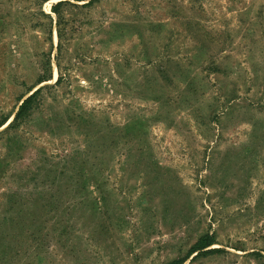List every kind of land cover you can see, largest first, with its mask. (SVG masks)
<instances>
[{
    "label": "rangeland",
    "instance_id": "374dc122",
    "mask_svg": "<svg viewBox=\"0 0 264 264\" xmlns=\"http://www.w3.org/2000/svg\"><path fill=\"white\" fill-rule=\"evenodd\" d=\"M180 262L264 264V0H0V264Z\"/></svg>",
    "mask_w": 264,
    "mask_h": 264
},
{
    "label": "trees",
    "instance_id": "16d2710c",
    "mask_svg": "<svg viewBox=\"0 0 264 264\" xmlns=\"http://www.w3.org/2000/svg\"><path fill=\"white\" fill-rule=\"evenodd\" d=\"M32 96H33V94H31L30 96H28L27 98H25L23 100V102L19 106V110L16 113L13 121H16V119L18 117H20V115H22V111H23L22 109H24L25 105H28V102L30 101V98H32ZM213 243H214V238L212 236H210V235H202V236H200L197 239V241L194 243V245H193V247L191 249H192L193 252L194 251H201V250L203 252L204 251L205 252H209V251H212L213 249H207V250L206 249L203 250V249L206 248V247H208V246H210V245H212ZM177 264H181V262L180 263H177Z\"/></svg>",
    "mask_w": 264,
    "mask_h": 264
}]
</instances>
